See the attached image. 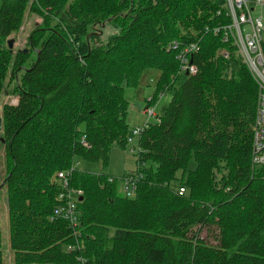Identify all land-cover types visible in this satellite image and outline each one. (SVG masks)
<instances>
[{
    "label": "trees",
    "instance_id": "1",
    "mask_svg": "<svg viewBox=\"0 0 264 264\" xmlns=\"http://www.w3.org/2000/svg\"><path fill=\"white\" fill-rule=\"evenodd\" d=\"M225 9L226 0H1L0 100L18 101L0 116V264L2 190L13 264H264V164L252 163L258 88L233 43L210 31L229 23ZM27 10L42 23L26 52H13L5 42ZM108 18L119 31L98 40L94 27ZM172 40L199 41L196 74L178 73ZM154 70L152 101L170 99L138 138L136 161L154 167L137 166L132 196L125 175L75 167L83 248L67 252L71 228L48 218L61 205L56 173L79 159L104 167L113 144L126 147L125 91Z\"/></svg>",
    "mask_w": 264,
    "mask_h": 264
},
{
    "label": "built area",
    "instance_id": "2",
    "mask_svg": "<svg viewBox=\"0 0 264 264\" xmlns=\"http://www.w3.org/2000/svg\"><path fill=\"white\" fill-rule=\"evenodd\" d=\"M264 0H226V16L229 23L205 28L210 30L214 36L220 35L222 41H231L235 46L237 54L249 70L258 88V98L256 105V114L253 125V142H252V163L254 165L264 164ZM168 51L175 53V58L179 62L178 73L181 75H194L197 72V65L193 62V56L200 51L199 41L182 42L172 40L167 48ZM219 53L227 57V52L223 49ZM163 95H160V98ZM149 100V99H148ZM145 106L141 109L145 117L144 122L137 124L131 131V136L127 137V144L132 143V138H139L147 127L148 121L154 119L156 114L153 109ZM83 147L90 148L84 133L79 138ZM130 152H136L130 149ZM140 148L138 147V154ZM139 167L142 164L138 165ZM76 167V164L69 170H62L56 173V179L61 187L58 199L61 205L54 208L49 215V220L62 219L66 221L71 228L74 242L66 245L67 252L79 251L83 248L81 240L82 235L79 229V212L77 203L82 191L69 187L70 172ZM142 177L139 172H129L122 179V190L127 196L135 193L136 183ZM111 182L113 178H108ZM178 194L185 192V187H178ZM77 264H85V259L77 258Z\"/></svg>",
    "mask_w": 264,
    "mask_h": 264
},
{
    "label": "rangeland",
    "instance_id": "3",
    "mask_svg": "<svg viewBox=\"0 0 264 264\" xmlns=\"http://www.w3.org/2000/svg\"><path fill=\"white\" fill-rule=\"evenodd\" d=\"M0 4H1V0H0ZM263 14H264V9H263ZM108 19L109 20H105L104 22H101V24L94 27L93 32L97 34L98 40H106L113 33L119 31V29L114 24V22L112 23L110 22L111 18ZM55 22L56 21H53V24ZM41 23H42V18L39 15L34 14L29 10H27L24 14L23 20L18 30L7 37L5 46H8L7 41L9 39H13L14 42L12 48L13 52L20 49H27V41L30 36V33L36 27L40 26ZM155 76L156 77L158 76V71L156 70H154V72L151 71L150 74H146V75L144 74L137 87H129V88L127 87L125 94L130 101V108L132 107V104L134 103L135 99H137L141 101L142 105L147 102L148 107H150L148 109H153L154 113L157 116V114L160 113L161 108L168 103L170 99L169 95H163L161 99L157 102L152 101V94L154 91L155 80H156ZM11 87H13V83H11L10 86L8 87L6 86V91H9L8 89H10ZM17 101H18L17 96L5 92L1 96V100H0V116H1V109L4 104L15 105L17 104ZM151 101L153 102L152 104ZM130 110L131 109H129V121H128L129 128H128L127 137L128 136L132 137L131 131L133 127L137 125V124L132 125L133 123L130 119ZM142 117H143L142 120L143 123L145 117L144 115ZM1 126H2V122H1ZM138 147H139L138 138L133 137L132 143L127 144L125 148L120 147L118 144H113L110 147L108 164L104 167L100 163H88L80 159L78 161L76 160L75 164L76 167H78L81 170H86L93 173L105 172L112 177L121 178L129 172L131 173L136 172ZM131 148L135 149L136 152L131 153L130 152ZM142 164H144L143 166H141L142 169H149L154 167V164L150 160H146ZM4 173H5V167H4L3 150L0 148V179L1 180L4 178ZM1 228H2V245H3L2 250L4 253V261H5L4 264H13L12 251L10 250L8 245L9 236H8V227H7V204H6L5 192L3 190L1 191ZM200 236L204 238L208 243H212V244L215 243L214 240L215 232L208 230L207 228H203L200 231Z\"/></svg>",
    "mask_w": 264,
    "mask_h": 264
},
{
    "label": "crops",
    "instance_id": "4",
    "mask_svg": "<svg viewBox=\"0 0 264 264\" xmlns=\"http://www.w3.org/2000/svg\"><path fill=\"white\" fill-rule=\"evenodd\" d=\"M142 103L141 101L135 99L132 107L130 108V119L132 121V125L140 124L143 120V114L141 113Z\"/></svg>",
    "mask_w": 264,
    "mask_h": 264
},
{
    "label": "water",
    "instance_id": "5",
    "mask_svg": "<svg viewBox=\"0 0 264 264\" xmlns=\"http://www.w3.org/2000/svg\"><path fill=\"white\" fill-rule=\"evenodd\" d=\"M13 39H9L8 41H7V45H8V48L9 49H11L12 50V48H13ZM24 52H26V49L24 50ZM0 129H1V119H0ZM82 199V197H79V200H81Z\"/></svg>",
    "mask_w": 264,
    "mask_h": 264
}]
</instances>
